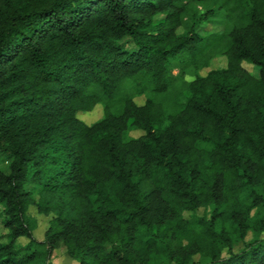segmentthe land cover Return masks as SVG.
Here are the masks:
<instances>
[{"label": "trees", "instance_id": "obj_1", "mask_svg": "<svg viewBox=\"0 0 264 264\" xmlns=\"http://www.w3.org/2000/svg\"><path fill=\"white\" fill-rule=\"evenodd\" d=\"M0 218V264H264V0H0Z\"/></svg>", "mask_w": 264, "mask_h": 264}, {"label": "rangeland", "instance_id": "obj_2", "mask_svg": "<svg viewBox=\"0 0 264 264\" xmlns=\"http://www.w3.org/2000/svg\"><path fill=\"white\" fill-rule=\"evenodd\" d=\"M198 9L200 12L202 13L204 12L205 8L202 5V3L201 5L199 3ZM222 18H223L222 14H217L216 16L211 17L208 21H206L201 26V28L198 29V32H200L201 34H207V33H213V32H223L224 31V25H223L224 21ZM243 66L250 74L254 76L259 75V69L257 67L246 64V63ZM226 67H227V59L224 56H219L212 60L208 68L201 70L199 72V75L206 76L212 70L224 69ZM174 73L177 74L178 71H175ZM187 79L190 81V80H193L194 77H188ZM135 101L138 105H144L146 102V96H138L135 99ZM102 116H103V110L101 106L96 107L93 113L78 115V117L84 122H86L87 124L95 123L96 121L101 119ZM141 134L142 132L135 131V132L130 133V136L139 137ZM203 211H204L203 209L199 210L198 214L202 215ZM30 214L37 219V223H38V229L36 230V234H35L36 238L38 240H43L45 237V232L49 227V222H50L51 217L38 214L34 208H31ZM5 233L7 232L2 227L1 218H0V234H5ZM253 237H254V233L252 231H249L246 240L250 241L253 239ZM27 242L28 241L26 239H20L18 241V245L23 246V245H26ZM52 263L53 264H79V261L66 255L62 248V249H58L57 251H55L54 259L52 260Z\"/></svg>", "mask_w": 264, "mask_h": 264}]
</instances>
